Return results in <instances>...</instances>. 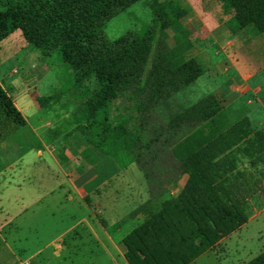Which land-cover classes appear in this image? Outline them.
Instances as JSON below:
<instances>
[{"label": "rangeland", "instance_id": "obj_1", "mask_svg": "<svg viewBox=\"0 0 264 264\" xmlns=\"http://www.w3.org/2000/svg\"><path fill=\"white\" fill-rule=\"evenodd\" d=\"M148 1L111 19L103 29L106 37L116 40L149 24ZM0 2L34 4L54 28L41 48L20 31L0 43V85L25 120L24 127L0 140V264H125L122 239L141 222L128 215L148 199L134 162L156 144L150 128L112 154L118 173L96 188L90 187L95 172L81 157L80 139L46 138L48 129L82 108L88 98L82 103L80 97L93 87L94 79L81 84L80 73L62 56L71 41L88 44L90 2ZM191 5L200 23L196 20L191 33L172 34L167 42L174 47L184 37L191 39V56L202 62L205 73L181 97L194 103L213 94L232 122L246 118L253 131L196 174L216 185L227 202L245 207L248 222L194 264H245L264 251V181L253 165L264 150V33L252 39L239 35L228 48L221 32L225 17L217 4L192 0ZM118 107L123 118L137 110L129 97L119 99ZM61 149L68 159L64 164L55 156ZM188 177L171 186L169 195L175 196Z\"/></svg>", "mask_w": 264, "mask_h": 264}, {"label": "trees", "instance_id": "obj_2", "mask_svg": "<svg viewBox=\"0 0 264 264\" xmlns=\"http://www.w3.org/2000/svg\"><path fill=\"white\" fill-rule=\"evenodd\" d=\"M140 0H89L85 21L88 44L71 41L63 60L93 87L80 97L82 108L63 124L48 129L47 140L76 135L84 146L82 159L95 172L96 188L118 173L112 154L133 135L148 127L153 146L135 160L148 199L129 220L141 222L122 239L127 264H193L248 222L245 207L227 202L220 189L196 174L252 135L249 121L232 122L213 94L185 103L181 95L205 73L191 56L194 43L185 38L174 47L167 40L180 34L179 21L190 11L184 2L150 0L151 22L116 40L103 33L105 25ZM220 9L232 36L252 39L264 33V0H209ZM20 31L41 48L53 33L34 4L0 2V43ZM129 97L137 108L123 118L118 100ZM40 106L42 102L40 101ZM25 120L0 85V140ZM60 164L67 162L57 150ZM264 181V150L253 160ZM189 176L181 190L169 188ZM245 264H264V251Z\"/></svg>", "mask_w": 264, "mask_h": 264}, {"label": "crops", "instance_id": "obj_3", "mask_svg": "<svg viewBox=\"0 0 264 264\" xmlns=\"http://www.w3.org/2000/svg\"><path fill=\"white\" fill-rule=\"evenodd\" d=\"M170 1H175V2H184V3H186L188 6H189V8H190V11L179 21V25H180V27H181V32H182V30L184 29V33H180V35L181 36H184V35H186L185 33L187 32V33H191V31H193V24L195 25L196 24V20H199V22H198V24L200 23V21H201V19H200V17H198V16H196L195 15V13H194V9H193V7H192V5H191V2H192V0H170ZM198 1H201V2H203V0H198ZM194 21H195V23H194ZM186 22V23H185ZM196 28H198V26H196ZM222 34H223V36L224 37H226L229 41H228V43H227V47L229 48V47H232L234 44H235V39H236V37L237 36H232L229 32H228V30L226 29V27L223 25L222 27ZM186 37H184L183 39H185ZM221 40H223V39H221ZM220 40V41H221ZM181 40H179V42H180ZM3 145V144H2ZM135 220H137V219H135ZM130 221H133V220H130ZM209 252V251H208ZM207 253V252H206ZM205 254V253H204ZM202 256V255H201ZM200 256V257H201ZM199 257V258H200ZM198 258V259H199ZM197 259V260H198ZM123 260H124V263L125 264H127L126 263V261H125V259H124V255H123ZM196 260V261H197ZM195 263V262H194ZM193 263V264H194Z\"/></svg>", "mask_w": 264, "mask_h": 264}]
</instances>
